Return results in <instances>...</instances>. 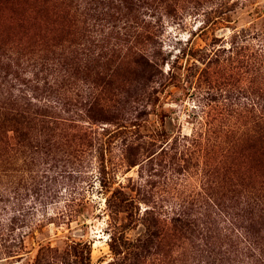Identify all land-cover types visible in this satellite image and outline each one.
Masks as SVG:
<instances>
[{
    "label": "rangeland",
    "instance_id": "1",
    "mask_svg": "<svg viewBox=\"0 0 264 264\" xmlns=\"http://www.w3.org/2000/svg\"><path fill=\"white\" fill-rule=\"evenodd\" d=\"M59 1L0 0V264H264V0L126 3L151 44Z\"/></svg>",
    "mask_w": 264,
    "mask_h": 264
},
{
    "label": "trees",
    "instance_id": "2",
    "mask_svg": "<svg viewBox=\"0 0 264 264\" xmlns=\"http://www.w3.org/2000/svg\"><path fill=\"white\" fill-rule=\"evenodd\" d=\"M132 1V0H131ZM178 0H135V3L129 0H76L74 6L69 3H65L66 0H60V4H50L49 6L53 7V14L61 13L62 15L65 14L68 18L73 19L72 26L75 28V32L87 36H96L107 34V36L112 34H120V35H127L131 36L130 33L135 31L133 38L135 37L137 43V36L139 32L137 31V27L144 30L143 32L146 33L147 37L146 41L150 44L154 41L153 35L151 32V26H149V30H146L144 26H140V24L145 23L144 20H139L138 16L134 15L130 17L129 15H124L122 12L124 9H128L126 7V3H129L136 8H145L146 13L150 14L149 17H153L155 14L161 13V10H164L166 14H170L175 6V3ZM72 2V1H71ZM124 26H120L119 23L122 19ZM134 25V26H132ZM138 32V33H137ZM132 33V35H133ZM144 44V43H143ZM139 46L135 54L139 57V59H135L134 65L136 66H145L149 68H155L157 63L149 59L147 60L140 51L145 50L144 45ZM232 47H230L231 49ZM152 50V48H150ZM151 56V54H149ZM262 55L257 56H241L242 64L244 69L253 70L256 73L263 71L262 64L264 63V58L261 59ZM259 58V63L256 61ZM143 60V61H142ZM253 61L258 63V67L254 66ZM262 61V63H261ZM127 61H123L120 59L117 64L118 66H122ZM252 107V105H250ZM247 108V103L245 105ZM1 200V198H0ZM226 218V215H224ZM182 220H185L182 217ZM231 221L230 219H228Z\"/></svg>",
    "mask_w": 264,
    "mask_h": 264
}]
</instances>
